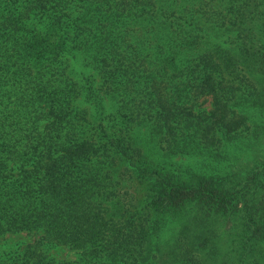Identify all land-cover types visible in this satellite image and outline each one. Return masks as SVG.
Wrapping results in <instances>:
<instances>
[{
    "label": "trees",
    "instance_id": "trees-1",
    "mask_svg": "<svg viewBox=\"0 0 264 264\" xmlns=\"http://www.w3.org/2000/svg\"><path fill=\"white\" fill-rule=\"evenodd\" d=\"M17 232L36 237L0 264H264V0H0Z\"/></svg>",
    "mask_w": 264,
    "mask_h": 264
},
{
    "label": "rangeland",
    "instance_id": "rangeland-1",
    "mask_svg": "<svg viewBox=\"0 0 264 264\" xmlns=\"http://www.w3.org/2000/svg\"><path fill=\"white\" fill-rule=\"evenodd\" d=\"M218 35L212 33L210 35L211 39L215 42H222L225 38L223 33H217ZM74 67L77 72H82L83 67L81 64V60L77 59ZM78 77V75H76ZM81 105H87L83 103L82 100L78 101ZM205 106L208 107V102L205 101ZM105 106L109 108V102L105 100ZM93 110V109H91ZM144 131V128H141V132ZM149 148L156 149L151 145H147ZM157 150V149H156ZM203 157L200 154H178L172 155L169 159L171 163H179L182 164V167L185 168L189 166L192 169H197L202 162ZM168 161V162H169ZM170 232V228H167L165 231V235L167 236ZM36 237L35 234H30L27 232H17V233H7L3 236H0V254L4 252H12V251H21L28 243H30ZM48 256L52 257L57 261H73L79 259V252L75 249L62 246V245H50L48 244L45 249Z\"/></svg>",
    "mask_w": 264,
    "mask_h": 264
}]
</instances>
